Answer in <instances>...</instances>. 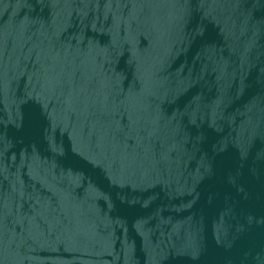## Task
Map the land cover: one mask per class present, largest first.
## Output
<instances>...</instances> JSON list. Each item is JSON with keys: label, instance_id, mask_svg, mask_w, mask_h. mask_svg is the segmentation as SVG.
<instances>
[{"label": "water", "instance_id": "95a60500", "mask_svg": "<svg viewBox=\"0 0 264 264\" xmlns=\"http://www.w3.org/2000/svg\"><path fill=\"white\" fill-rule=\"evenodd\" d=\"M0 264H264V0H0Z\"/></svg>", "mask_w": 264, "mask_h": 264}]
</instances>
